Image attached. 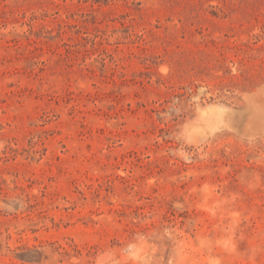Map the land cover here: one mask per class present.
I'll list each match as a JSON object with an SVG mask.
<instances>
[{
  "label": "rangeland",
  "instance_id": "1",
  "mask_svg": "<svg viewBox=\"0 0 264 264\" xmlns=\"http://www.w3.org/2000/svg\"><path fill=\"white\" fill-rule=\"evenodd\" d=\"M263 85L264 0H0V264H264Z\"/></svg>",
  "mask_w": 264,
  "mask_h": 264
},
{
  "label": "bare ground",
  "instance_id": "2",
  "mask_svg": "<svg viewBox=\"0 0 264 264\" xmlns=\"http://www.w3.org/2000/svg\"><path fill=\"white\" fill-rule=\"evenodd\" d=\"M263 86H264V85H263ZM263 86H261V90H262ZM259 89H260V88H259ZM259 89H258V90H259ZM261 90H259V91H257V92H260ZM262 91H263V90H262ZM252 94H253V93H252ZM252 94H251V95H252ZM253 95H254V94H253ZM245 96H246V95H245ZM247 96H248V98H249V95H248V94H247ZM101 261H102V260H101Z\"/></svg>",
  "mask_w": 264,
  "mask_h": 264
}]
</instances>
